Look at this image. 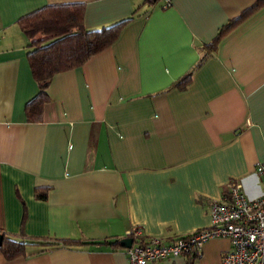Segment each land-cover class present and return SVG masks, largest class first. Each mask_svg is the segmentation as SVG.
Wrapping results in <instances>:
<instances>
[{"label": "crops", "instance_id": "crops-1", "mask_svg": "<svg viewBox=\"0 0 264 264\" xmlns=\"http://www.w3.org/2000/svg\"><path fill=\"white\" fill-rule=\"evenodd\" d=\"M255 0H0V231L82 244L34 246L0 264H128L90 242L187 235L210 224L209 202L231 179L261 193L264 154V4L222 36L183 88L198 46ZM82 4L84 29L131 17L116 40L59 72L41 121L18 19L47 4ZM47 186L45 199L34 189ZM224 237L149 264H219Z\"/></svg>", "mask_w": 264, "mask_h": 264}, {"label": "trees", "instance_id": "trees-1", "mask_svg": "<svg viewBox=\"0 0 264 264\" xmlns=\"http://www.w3.org/2000/svg\"><path fill=\"white\" fill-rule=\"evenodd\" d=\"M264 4V0H255L251 5L245 7L238 15L228 19L218 28L214 38L205 44H200L198 49V60L181 77L175 78L171 84L172 88L183 89L189 82L192 71L199 66L207 54L215 51L217 42L222 36L230 32L236 25L240 24L248 14L253 13L259 6ZM82 4H47L36 9L18 19L21 32L27 37V60L33 79L35 80L38 92L24 106L27 120L41 121L43 105L49 100L46 89L53 78L59 72L71 70L79 67L87 61L88 57L107 48L119 36L124 24L131 18H123L111 22L110 25L100 26L98 29H84L82 21ZM49 187L41 186L34 189L36 198L45 199ZM2 240L0 243V253L8 260H14L26 254V251L34 246H57L59 244L69 246L82 244L80 240H48L29 237L24 233L12 234L0 231ZM129 237V234L126 235ZM119 239L113 241L102 240L90 242L98 245L110 246L116 249H124L117 243ZM191 254L188 262L196 257L197 253Z\"/></svg>", "mask_w": 264, "mask_h": 264}, {"label": "built area", "instance_id": "built-area-1", "mask_svg": "<svg viewBox=\"0 0 264 264\" xmlns=\"http://www.w3.org/2000/svg\"><path fill=\"white\" fill-rule=\"evenodd\" d=\"M160 1L163 7L170 4V0ZM254 164L262 188L257 197H245L239 181L230 179L221 197L209 202L210 224L204 229L165 241L159 237L140 238L139 230L132 228L127 233L131 244L123 249L128 264H149L194 253L207 238L218 236L228 239L230 244L220 254L219 264H264V154Z\"/></svg>", "mask_w": 264, "mask_h": 264}, {"label": "water", "instance_id": "water-1", "mask_svg": "<svg viewBox=\"0 0 264 264\" xmlns=\"http://www.w3.org/2000/svg\"><path fill=\"white\" fill-rule=\"evenodd\" d=\"M2 240V235L0 234V243ZM131 238L130 237H120V239L117 241V243H119V245L123 246V248H127L130 246L131 244Z\"/></svg>", "mask_w": 264, "mask_h": 264}]
</instances>
